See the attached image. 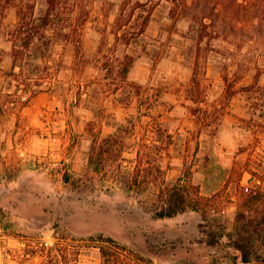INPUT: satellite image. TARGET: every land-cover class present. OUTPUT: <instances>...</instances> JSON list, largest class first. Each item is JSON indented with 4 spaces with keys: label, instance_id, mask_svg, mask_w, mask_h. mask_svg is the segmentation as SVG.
Instances as JSON below:
<instances>
[{
    "label": "rangeland",
    "instance_id": "obj_1",
    "mask_svg": "<svg viewBox=\"0 0 264 264\" xmlns=\"http://www.w3.org/2000/svg\"><path fill=\"white\" fill-rule=\"evenodd\" d=\"M61 1V36L15 58L16 12L35 20L46 0H0V264L74 245L101 264L107 239L134 264H246L231 241L250 194L245 214L264 216V24L201 20L206 0L177 15L168 0ZM187 175L211 210L154 216Z\"/></svg>",
    "mask_w": 264,
    "mask_h": 264
},
{
    "label": "trees",
    "instance_id": "obj_2",
    "mask_svg": "<svg viewBox=\"0 0 264 264\" xmlns=\"http://www.w3.org/2000/svg\"><path fill=\"white\" fill-rule=\"evenodd\" d=\"M168 1L173 3V10H171L173 15L180 13V10H182L181 6H190L189 0ZM196 1L198 3L199 0ZM210 1L211 3H209ZM61 2V0H46L45 11L43 14L35 18V20H27L26 14H20L22 8L18 9L15 14L16 22L14 25L17 26V32L21 36V46L13 49V56L15 58L22 56L26 51H33V53L36 54L41 48L40 42H42L43 45H46V47H49L51 43H54L56 39L61 36L56 29L62 20ZM191 2L195 4L194 0H191ZM200 9V12H202L201 20L205 18L214 20L212 14L216 15L222 11H231L233 13L242 11L244 15H246L245 19L256 20L259 25L264 24V0H206ZM236 18L241 19L242 17L236 16ZM148 19H146L145 24ZM34 22L36 26L33 25ZM29 24H32L31 29L30 27L27 28V25L29 26ZM32 28H34V30H32ZM144 30L145 28L143 27L140 31ZM68 37L69 36H65V38H63L65 43H67ZM202 37L203 33L199 34V39ZM39 51H42V49ZM30 54L31 53H28L27 55L29 56ZM16 65L20 66L21 69L15 74L20 75L22 72V63H16ZM120 66L122 73L121 78L124 79L130 65L123 61ZM228 92L230 94L232 93L230 87ZM0 105L2 106L1 100ZM255 198H257L256 193L249 195L250 206L247 207L248 209H246V205H238L236 224L238 232L237 237H234L231 241L239 250L241 261L246 264H257L255 262L264 261V257L258 253L257 250L252 249L253 246L256 245V241L259 238L261 239V232L264 230V216L260 218H252L245 214L247 210L252 209V205H255ZM214 201V195L205 196L200 193L199 186L192 184L189 175L181 176L161 189V203L156 204L153 207L152 212L154 216L161 218L174 216L187 209L209 212L215 204ZM105 241L106 243L98 245L101 264H134V262H139L138 259H133V257L130 256L131 251L124 246L116 244L112 239H107ZM58 243L56 245L60 246ZM61 249V247H56V251ZM51 251L52 248L40 250V256L43 258L41 264H78L80 250L77 245L72 246L68 255H66L67 253H51Z\"/></svg>",
    "mask_w": 264,
    "mask_h": 264
}]
</instances>
